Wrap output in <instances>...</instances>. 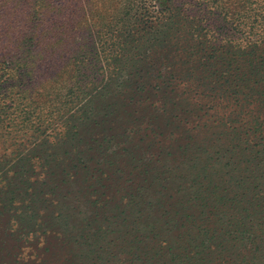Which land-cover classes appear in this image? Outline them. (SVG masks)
Segmentation results:
<instances>
[{"label": "trees", "instance_id": "trees-1", "mask_svg": "<svg viewBox=\"0 0 264 264\" xmlns=\"http://www.w3.org/2000/svg\"><path fill=\"white\" fill-rule=\"evenodd\" d=\"M82 130L109 140L90 154ZM145 132L159 166L130 146ZM110 153L142 164L111 199L86 165ZM15 202L29 229L0 264H264V0H0L1 214Z\"/></svg>", "mask_w": 264, "mask_h": 264}, {"label": "rangeland", "instance_id": "rangeland-1", "mask_svg": "<svg viewBox=\"0 0 264 264\" xmlns=\"http://www.w3.org/2000/svg\"><path fill=\"white\" fill-rule=\"evenodd\" d=\"M157 105H158V103L153 104V106H157ZM155 109L161 110V108H155ZM173 113H175V112H173ZM176 114H179V113H176ZM182 118L183 117L178 118V120L180 121V120H182ZM196 122L203 124L204 120L193 121L192 119L188 118V120H186L185 122H182L181 130L190 129L194 124H196ZM144 134L145 135L135 136L134 142L130 146H142L145 149H148L146 158L152 159L153 165L159 166V164L157 162H155V160L159 157V154H162V149H161L162 145L164 144L165 146H168L169 142L165 141L164 143H162V141H160L159 138L153 139L152 136H149V134L147 132H145ZM77 138H79L77 140L80 141L79 146H86L87 148H90V151H91L90 154H92V152H93L92 148L95 144H97V143L98 144H100V143L104 144L106 141L109 140V139L105 140L104 137L98 136L97 133L85 132V130L80 131ZM85 141H87L88 143L85 144ZM32 145H33V143H31V144L25 143L21 146L8 147L7 153L9 154V158H11V159L7 158L8 162L13 164L19 158V157H17L18 153L14 154V150H16V148H22L24 151V149H26L28 147H32ZM126 145H129V143H127ZM79 146H78V148H79ZM165 152H168V150H166ZM69 156H71V152H70ZM109 156H112V158L111 159L107 158V160L104 163H102L101 165H96V162H95V160H100L99 157L97 159H95L94 157H91V158H94V161H93V159L89 158V159H87L86 165H88V167L91 169H94L95 167L97 169H100V168L109 169L110 174H114V177L117 178L116 181L112 180L111 178H106V179H104V181H102V183L100 185L101 188L103 187L104 192L106 191L107 187L110 189V191L107 192V195H108V198L111 199L110 196L113 197L114 194H115V196L116 195L120 196L123 194V189L125 186L128 185V180L130 181L133 179V178H131L130 174H138L142 168V164H141V161H138V162H135L133 164L127 165V164H125V161H123L122 158L114 157L113 155H111V153ZM119 160L122 161V163L119 162ZM110 164H112L113 166H111ZM10 166L11 165L7 164L5 167L7 169ZM39 169H40V167L37 166V164H35L33 169H30V175L28 177L30 178V180L32 182L31 186L33 187V189H39V188H37L38 186H41L42 188L46 189V185L49 184L51 181L49 179H47L46 177H44ZM13 171L11 172L12 174H13ZM94 174H97V173H94ZM19 176L20 175H15L14 180L16 183L17 182L19 183L21 180L19 178ZM23 179L28 180V178H26V177H24ZM20 183L22 184L24 182H20ZM33 189H32V191H33ZM46 191H47V189H46ZM53 193L54 192H51L52 197L56 201H58V199H61V197L66 195V192H62L61 189L57 190V195L55 193L54 194ZM4 202H6V204H8L6 200ZM17 205H18V203L15 202V205L13 207H11V209L7 210L5 208L3 210L2 214L0 211V246H2L3 244H7L5 247H3V248L7 249V250H2L3 253L7 252L13 246V244H12L13 242H11V240L8 238L10 236L11 231L15 230L17 227H19L20 230H28L29 229L24 224V221L21 219L22 217H18L19 215H16V217L15 216L11 217V212H13L14 207ZM24 206L25 205L22 204V207L27 210L28 207H24ZM59 229L61 232L64 231L63 227H61ZM39 236H40L41 241L48 243V241H46V239H49V236H47V234L44 235L43 233H41ZM32 241H35V240L33 239ZM23 248H24V251H23L22 256L26 255L27 251L29 253L33 254L37 249L35 247H26V246H23ZM25 249H26V251H25ZM51 249L52 250L50 253L42 252V250L40 253L42 254L43 257H46L49 259V255L57 254L56 253L57 250H54L52 246H51ZM14 250L12 251V253H14ZM19 257H17V259ZM6 260H10V259L6 258ZM12 264H14V263H12Z\"/></svg>", "mask_w": 264, "mask_h": 264}]
</instances>
